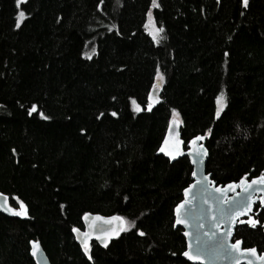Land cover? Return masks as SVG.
<instances>
[{
  "label": "trees",
  "instance_id": "1",
  "mask_svg": "<svg viewBox=\"0 0 264 264\" xmlns=\"http://www.w3.org/2000/svg\"><path fill=\"white\" fill-rule=\"evenodd\" d=\"M157 2L163 38L154 43L151 0H0V193L26 210L0 213V264H35L31 240L51 264H191L173 210L192 168L157 153L173 111L185 145L208 133L206 171L217 184L264 170V0ZM157 71L160 100L149 110ZM86 213L128 227L92 243L91 260L72 235ZM252 217L257 226L237 225L234 239L260 252L258 204Z\"/></svg>",
  "mask_w": 264,
  "mask_h": 264
},
{
  "label": "water",
  "instance_id": "2",
  "mask_svg": "<svg viewBox=\"0 0 264 264\" xmlns=\"http://www.w3.org/2000/svg\"><path fill=\"white\" fill-rule=\"evenodd\" d=\"M150 92L152 93V102H153L152 104L157 103L160 100L159 83H157V86L153 88ZM147 101H148V97H147ZM179 126L180 125L174 128V127H170L169 124L166 133L164 135V138L165 136H171V137H175L180 141V145H179L180 155L176 156V158L174 160H171L170 162H173L178 158L185 156L187 157L192 169L190 174L191 182L187 185V187H185V188H189L188 196L185 197L184 195L185 188H184L182 191V199L177 203L179 204L185 199L190 201L189 204L184 205V209H183V218L186 220L187 226L181 224V225H176L175 227H179L182 230V235L185 240L184 251H190L193 255H199L200 260L190 261L183 255L182 257L191 264H248V261L250 259L253 260V264H257L255 258L251 257L250 255L245 254L238 256L235 252L225 251V249H227L228 245L234 243L235 240H240V239H234L235 227L239 224L245 223V219L248 218L249 216H252L255 205L258 204L259 210H263L264 212V207L260 205V198L264 197V185H254L252 188L249 189L248 192H243L241 191V185L239 183L241 178L238 181H231L225 184H217L211 178V174L206 171V161L209 154L205 144L206 136L201 134L195 135L192 138H190L185 145L180 137ZM196 136H204V138L201 141H197L195 144H193L190 147L189 142L193 141ZM164 138L161 144L163 143ZM197 147L203 148L204 152L196 159H193ZM157 153L164 156L162 152L157 151ZM164 157L167 158L166 156ZM193 172H195V175H193ZM262 173H264V170L258 176L249 178L247 175H245L243 176V178L247 184L250 183L252 179L258 178ZM204 177H207L208 179L205 180ZM230 184H234L236 185V187L231 190H225L223 194L216 191L217 188L224 189L225 186ZM249 196L253 198L251 211H249L248 208H243L241 209L240 212L234 211L236 206L240 204H244ZM5 198L9 208H12L14 210H19V207H14L13 205L10 204L8 196L3 193H0V206H2L5 203ZM205 201H207V203H205ZM222 201H227V202L222 203ZM175 207L173 210L174 223H175ZM210 207L212 209L211 213H209ZM0 213L6 216H15L6 210H3L2 207H0ZM229 213H231L232 216L235 217V219H231ZM86 214L83 216L82 219L83 228L79 229V232L84 233L85 231H88L91 233V235L88 237L89 256L91 257L92 243H95L101 247L105 245L101 244V242L96 239L98 233L94 231L92 228H90L89 225L99 226L105 229L106 233L110 235L107 244H109L110 241L117 238L121 232L119 233V235L111 234L113 227H118L119 225L118 221H113L111 224H104L101 221L95 220V217L97 216L102 218H109L118 215L105 216L97 213H86ZM217 223H219V230L216 227ZM201 225L203 227H201ZM229 229H231L230 235H228ZM184 232H188L189 236L185 237ZM204 233H208V235L206 236L204 235ZM72 235L75 243L79 246L82 254L84 255L83 250L81 248L80 239H78L77 234H74L73 232ZM196 237H199V240H197ZM31 241L35 242L38 245V253L36 257H34L31 254L32 246L31 244L29 245L30 255L34 260L35 264H51L40 242L38 240H31ZM222 243L224 245V248H219L218 245ZM189 245H191L190 249H189ZM239 247L242 250L248 248H255V247H243L242 241ZM260 253H264V250L260 252L257 250V255H259ZM86 259L91 260L89 259V257H86Z\"/></svg>",
  "mask_w": 264,
  "mask_h": 264
},
{
  "label": "snow or ice",
  "instance_id": "3",
  "mask_svg": "<svg viewBox=\"0 0 264 264\" xmlns=\"http://www.w3.org/2000/svg\"><path fill=\"white\" fill-rule=\"evenodd\" d=\"M219 2V0H218ZM17 3H20V0H17ZM241 6L242 7H247L249 0H240ZM159 7L157 0H151V4L149 6L148 12H147V16H148V21L145 23V29L146 31H148V35L152 37V40L154 43L158 42L159 39H162L163 37L160 36V33L163 32V27H159L156 28L155 26H153L151 24V19H152V9ZM25 13L23 11H20L17 13L16 18H15V24L17 27L20 26L22 19L24 18ZM96 53V48L95 46H93L90 50V52H86V53H82V56H84L85 59H91L93 55H95ZM225 55H228V53H225ZM163 82V77L161 76L160 72L157 71L156 72V79L153 83V88H155L157 86V83H162ZM216 102H217V110H216V116L219 117L221 111L223 110V103H224V97L222 94L217 95L216 97ZM152 93L149 92L148 95V105L147 108L150 110L152 108ZM133 104V111L134 112H140L141 108L139 105L136 104L135 101H132ZM36 110V105H32V107L29 109V115L32 114V112H34ZM103 114H101L102 116ZM111 115L115 116L116 113L113 112L111 113ZM176 113L175 111H173V116H175ZM101 116H98L97 119H100ZM45 119L47 117H44ZM171 125V121L169 122ZM81 132H84V129H81ZM208 133L205 132L204 136H207ZM204 136H196L194 138L193 141L189 142V146L191 147L193 144H195L197 141H201ZM180 141L178 139H176L175 137H171V136H165L163 143L161 144V146L159 147L158 151L162 152L164 154V156H166L168 158L169 161L174 160L176 158V156L180 155ZM204 152L203 148L201 147H197L196 149V153L195 156L193 157V159H196L197 157H199L202 153ZM193 175H195V172H193ZM205 180H207V177H204ZM210 183V181H209ZM240 185H241V191L243 192H248L250 188H252L254 185H264V173H262L258 178L252 179L250 183L245 182L244 178L241 177L240 181H239ZM191 187V186H189ZM236 185L234 184H230L225 186L224 189L221 188H217L216 191L220 192L221 194H223V192L225 190H231L233 188H235ZM189 193V188H185L184 189V195L185 197L188 196ZM227 201H222V203H226ZM19 203V202H18ZM190 201L185 199L184 201H182L181 203L177 204L175 207V223L173 224V227H175L176 225H185L187 226V222L186 220L183 218V209H184V205L189 204ZM205 203H207V201H205ZM253 203V198L251 196H249L247 198V201L244 204H240L237 205L235 210L236 212H240L241 209L243 208H248L249 211H251V205ZM260 205L262 207H264V197L260 198ZM3 208V210H6L8 212H10L12 215L15 216H20L23 217L26 215V210H25V206L23 203L19 204V210H14L12 208H9L7 203H6V198H5V203L0 206ZM212 209L211 207L209 208V213H211ZM87 215V214H86ZM229 216L231 219H235L234 216H232L231 213H229ZM95 220L97 221H101L104 224H111L113 221H118L119 225L118 227H113L112 229V235H119L120 232L122 231H128V227H126V221L124 218L119 217V216H113V217H109V218H102V217H95ZM247 223H249V225L253 228H255L257 226V220L252 219L251 216L248 217V221ZM90 228H92L94 231H96L98 234L96 236V239L99 240L101 242V244L103 245H107L108 243V239L110 238V235L108 233H106L105 229L103 227H99V226H94V225H89ZM201 227H203L201 225ZM217 229L219 230V223H217L216 225ZM72 232L74 234H77V238L80 239L81 242V248L83 250V253L86 257H89V259H91V257L89 256V245H88V237L91 235L90 232L85 231L84 233H80L79 229L77 228H73ZM231 233V229H229V233L228 235H230ZM139 235L143 236L145 235V233H143L142 231L139 232ZM204 235H208V233H204ZM184 236L187 237L189 236L188 232H184ZM197 240H199V237H196ZM29 244H31L32 249H31V254L36 257L37 253H38V245L35 242L29 241ZM241 244L240 240H235L234 243L230 244L227 246V249H225V251H230V252H235L238 256L239 255H250L251 257L255 258V261L257 262V264H264V253H260L259 255H257V250L255 248H248V249H241L239 246ZM219 248H224L223 243L218 245ZM191 248V245H189V249ZM181 255H183L184 257H186L188 260L190 261H199L200 260V256L199 255H193L190 251H184L181 253ZM248 264H253V260H249Z\"/></svg>",
  "mask_w": 264,
  "mask_h": 264
},
{
  "label": "rangeland",
  "instance_id": "4",
  "mask_svg": "<svg viewBox=\"0 0 264 264\" xmlns=\"http://www.w3.org/2000/svg\"><path fill=\"white\" fill-rule=\"evenodd\" d=\"M147 21H148V16H147ZM146 21V22H147ZM151 24L153 25V26H155V24H154V22H153V20L151 19ZM156 27V26H155ZM171 121V125H170V127H174V128H176V127H178V125H180V123H179V119H178V117L177 116H174V117H172V119L170 120ZM252 217V216H251ZM252 219H254L253 217H252ZM248 221V218H246L245 219V223Z\"/></svg>",
  "mask_w": 264,
  "mask_h": 264
}]
</instances>
